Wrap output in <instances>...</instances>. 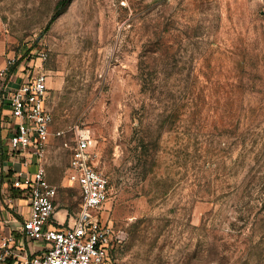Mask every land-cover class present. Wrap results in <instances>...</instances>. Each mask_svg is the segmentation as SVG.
<instances>
[{"label": "rangeland", "instance_id": "374dc122", "mask_svg": "<svg viewBox=\"0 0 264 264\" xmlns=\"http://www.w3.org/2000/svg\"><path fill=\"white\" fill-rule=\"evenodd\" d=\"M57 1L0 0V63L48 76L55 218L79 209L64 142L85 130L116 264H264V0H70L52 19Z\"/></svg>", "mask_w": 264, "mask_h": 264}, {"label": "built area", "instance_id": "2783aa9c", "mask_svg": "<svg viewBox=\"0 0 264 264\" xmlns=\"http://www.w3.org/2000/svg\"><path fill=\"white\" fill-rule=\"evenodd\" d=\"M37 58L41 62L46 54L41 52ZM7 63L14 65L13 60ZM38 66V72L14 88L7 77L10 66L1 68L0 103L9 110L3 153L12 166L11 185L22 191L30 204L19 231L30 241H43L45 248L40 255L31 254L16 246L12 232H0V260L7 263L12 258L16 260L13 264H116L112 257L113 229L104 212L109 182L94 163L96 141L88 131L67 130L73 142H64L71 150L66 180L77 187L80 204L71 221L52 224L58 188L47 180L43 159L53 116L46 107L48 76L40 63ZM55 135L64 136L65 131Z\"/></svg>", "mask_w": 264, "mask_h": 264}, {"label": "crops", "instance_id": "0c3cea01", "mask_svg": "<svg viewBox=\"0 0 264 264\" xmlns=\"http://www.w3.org/2000/svg\"><path fill=\"white\" fill-rule=\"evenodd\" d=\"M33 61V60H32ZM33 64H36V67L33 66ZM38 62L35 63V61L31 62V61H27L26 63L19 62L13 66L9 67L8 73H7V77L10 79L9 80V86L11 87H17L19 86L21 83L25 82V80L30 76L35 74L36 72H38V70L40 69L38 66ZM5 65L3 63H0V69L4 68ZM8 108L7 106H5L4 104L0 103V128H5L6 130V143H7V138H8V131H7V126L9 125V118H8ZM6 145V144H5ZM6 147V146H5ZM1 163L8 161L5 158V155L3 153V148L1 150ZM9 163V162H7ZM6 167V166H5ZM19 167V163L15 164V169ZM7 170L6 171H13L12 170V166L8 167L7 164ZM1 175L3 177H8V175H4L3 173H1ZM7 181L9 182L10 179ZM5 184H7V182H4ZM11 184V181H10ZM11 188L12 185H11ZM15 189V188H14ZM18 190V189H17ZM20 193L17 195H12L9 197V211H7L3 217L2 220H0V232L3 233H10L12 232L15 237H16V246H21L24 247V249H26L29 253L31 254H35V255H40L41 252L44 250L45 248V243L43 241H30L29 239L25 238L21 232L19 231V228L21 226L22 221L28 217L29 215V209H30V204H29V200L27 198V196L20 190H18ZM59 210H63L66 213V218H67V211L64 208L55 209V212L53 214L52 217V224L54 225H62L67 223L65 222H59V220H57L55 218L56 213ZM72 218V215H71ZM71 218L67 219L71 221ZM11 259V258H9ZM12 263L16 262L15 259H12Z\"/></svg>", "mask_w": 264, "mask_h": 264}, {"label": "trees", "instance_id": "16d2710c", "mask_svg": "<svg viewBox=\"0 0 264 264\" xmlns=\"http://www.w3.org/2000/svg\"><path fill=\"white\" fill-rule=\"evenodd\" d=\"M69 1L70 0H58L57 1V3L55 4V7H54L55 11H54V15H53L52 19L57 17L64 10V8L68 5ZM11 173L12 172L9 170V173L7 175L9 176ZM9 191H10L11 195H17L20 193L17 189H14V188H10ZM12 261H13L12 258L8 259L7 264H11Z\"/></svg>", "mask_w": 264, "mask_h": 264}]
</instances>
